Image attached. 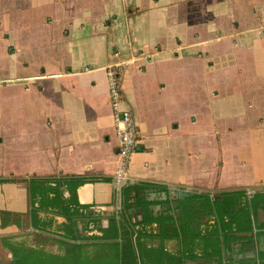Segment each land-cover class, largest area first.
Returning <instances> with one entry per match:
<instances>
[{
    "label": "crops",
    "instance_id": "obj_1",
    "mask_svg": "<svg viewBox=\"0 0 264 264\" xmlns=\"http://www.w3.org/2000/svg\"><path fill=\"white\" fill-rule=\"evenodd\" d=\"M115 61L138 132L123 184L264 185V0H0V177H108L77 185L76 199L118 206ZM28 206L24 183L0 182V209ZM37 214L50 229L65 221ZM1 237L60 251L26 219Z\"/></svg>",
    "mask_w": 264,
    "mask_h": 264
},
{
    "label": "trees",
    "instance_id": "obj_2",
    "mask_svg": "<svg viewBox=\"0 0 264 264\" xmlns=\"http://www.w3.org/2000/svg\"><path fill=\"white\" fill-rule=\"evenodd\" d=\"M96 179L109 178L61 173L0 177V182L24 183L29 205L24 212L0 209V226L20 225L26 219L60 250L53 252L1 237L10 257L0 264H184L186 258H198L204 264H264V249L257 243L259 236L264 239V185L193 189L174 199L176 212L153 215L142 192L151 185L166 192V185L127 182L119 188L118 206L100 210L78 202L75 194L77 185ZM38 211L61 215L65 221L50 229L51 218L41 219ZM201 213L207 219L201 220ZM103 218L106 221L102 222ZM169 239L174 240L172 248L165 245ZM233 244L239 252L250 249L254 255L228 256Z\"/></svg>",
    "mask_w": 264,
    "mask_h": 264
},
{
    "label": "built area",
    "instance_id": "obj_3",
    "mask_svg": "<svg viewBox=\"0 0 264 264\" xmlns=\"http://www.w3.org/2000/svg\"><path fill=\"white\" fill-rule=\"evenodd\" d=\"M121 61L106 64L107 102L111 109L117 144V166L113 173L115 185H122L127 179V162L131 153L137 149L138 132L129 108L121 107V89L119 86V70Z\"/></svg>",
    "mask_w": 264,
    "mask_h": 264
},
{
    "label": "flooded vegetation",
    "instance_id": "obj_4",
    "mask_svg": "<svg viewBox=\"0 0 264 264\" xmlns=\"http://www.w3.org/2000/svg\"><path fill=\"white\" fill-rule=\"evenodd\" d=\"M192 190L193 189H183V188L169 189V187H168V190L165 192V190L163 188L151 185V186H147L144 189V191L142 192V194L144 196V200L146 201L147 208L150 209V211L153 213V215H156V214H159L160 212H164L166 210H168L169 212H176L177 208L173 202L174 199L183 198L186 196V194H183L184 191L191 192ZM162 192L165 193L164 197H163ZM166 200H168V201H166ZM200 215L201 216H199V218L201 220L207 219V216L204 215L203 213H201ZM262 216H263L262 212L258 211L257 217L259 219H261ZM260 238L261 237L259 236V239L257 242L258 248L264 249L263 245L261 243H259ZM169 240H171V239H169ZM172 241H173V246H174V240H172ZM236 246H237V244H233L232 252L228 253V256L232 255V257H233L234 254H235V256H238L240 254H241V256H243V254H249L250 253L249 252L250 249H244L242 252H239ZM172 247H169V248H172ZM253 255H254V253H253ZM253 255H250V256H253ZM247 256H249V255H247ZM184 264H204V263H201L198 258H194V259L186 258L184 260Z\"/></svg>",
    "mask_w": 264,
    "mask_h": 264
},
{
    "label": "water",
    "instance_id": "obj_5",
    "mask_svg": "<svg viewBox=\"0 0 264 264\" xmlns=\"http://www.w3.org/2000/svg\"><path fill=\"white\" fill-rule=\"evenodd\" d=\"M120 186H121V185H119L118 187L120 188ZM187 193H188V191H184V192H183V194H187ZM162 194H163V197H164V196H165V193L162 192ZM102 220H103V221H106L105 218H103ZM261 242H264V239H263L262 237H261L260 240H259V243H261ZM249 252H250L249 254H243V256H247V255L250 256V255H253V251L250 250ZM238 256H241V254L238 255Z\"/></svg>",
    "mask_w": 264,
    "mask_h": 264
},
{
    "label": "rangeland",
    "instance_id": "obj_6",
    "mask_svg": "<svg viewBox=\"0 0 264 264\" xmlns=\"http://www.w3.org/2000/svg\"><path fill=\"white\" fill-rule=\"evenodd\" d=\"M2 250L0 249V252H1ZM5 260H6V255H5V253L4 252H1L0 253V262H5Z\"/></svg>",
    "mask_w": 264,
    "mask_h": 264
}]
</instances>
